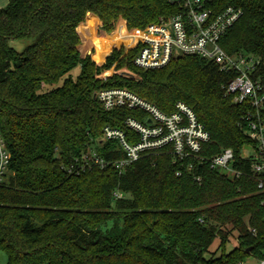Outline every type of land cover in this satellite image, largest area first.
<instances>
[{
	"label": "trees",
	"instance_id": "trees-1",
	"mask_svg": "<svg viewBox=\"0 0 264 264\" xmlns=\"http://www.w3.org/2000/svg\"><path fill=\"white\" fill-rule=\"evenodd\" d=\"M178 2L9 0L0 9V132L10 154L0 185L6 264H239L263 257L264 191L252 177L230 179L208 167L192 172L188 160L162 152L123 172L114 165L75 172L93 146L106 160L123 159L115 142L102 140L103 129L130 135L124 120L143 115L105 111L94 94L112 88L165 113L188 105L211 135L204 155L231 148L244 162L247 107L225 93L230 76L198 56L155 69L134 64L139 47L128 48L127 40L176 15ZM217 2L220 10L243 11L222 48L264 60V0ZM101 39L112 45L99 63ZM22 40L30 44L18 51L12 43ZM78 65L76 80L49 89ZM234 231L239 245L227 252Z\"/></svg>",
	"mask_w": 264,
	"mask_h": 264
},
{
	"label": "built area",
	"instance_id": "built-area-1",
	"mask_svg": "<svg viewBox=\"0 0 264 264\" xmlns=\"http://www.w3.org/2000/svg\"><path fill=\"white\" fill-rule=\"evenodd\" d=\"M178 6L176 15L135 32L136 43L128 47H139L134 64L142 69H155L175 58L198 56L230 76L223 86L225 93L233 98L234 104L247 107L243 122L251 143L242 150L244 162L239 163L231 148L212 156L204 155L206 145L211 143V135L188 105L179 102L172 112L165 113L126 88H112L94 94L105 111L124 108L143 115L124 120L130 135L110 126L103 129L102 140L115 142L123 159L106 160L93 146L76 163L75 172L91 167L105 169L111 165L123 172L145 155L162 152L173 155L178 161L188 160L192 172L199 167H208L230 179L252 177L257 180L258 189L264 191V60L243 52L230 55L220 44L223 36L241 19L243 11L235 6L220 10L217 0H179ZM245 148L250 151L246 155ZM9 164L10 154L0 132V185ZM73 171L69 168L70 173ZM195 180L200 184L202 176ZM114 196L123 198L120 192ZM251 258L264 264V253L262 258L249 257L239 264H248Z\"/></svg>",
	"mask_w": 264,
	"mask_h": 264
},
{
	"label": "rangeland",
	"instance_id": "rangeland-1",
	"mask_svg": "<svg viewBox=\"0 0 264 264\" xmlns=\"http://www.w3.org/2000/svg\"><path fill=\"white\" fill-rule=\"evenodd\" d=\"M127 43L129 45H135L136 43V37L134 39H129L127 40ZM30 44V41L27 40H22V41H15L12 43V46L14 48H16L18 51H22L27 45ZM112 43L109 42L108 40H98L97 41V58H98V62L102 63L105 56L108 54L109 48L111 47ZM81 72V67L80 65H78L77 67H75L73 70H71L64 78H62L56 85H53L51 87H49V89H55L58 87H61L64 83V80L67 78L76 80L77 77L79 76ZM111 72V71H110ZM113 73V71L111 72ZM250 151L245 148L244 149V154H248ZM238 233L236 231H234L230 237V243L227 246V252L231 251L232 249H234L235 247H238L239 245V240H238ZM219 245V241L218 239L214 242L213 246L211 247V251L215 252L216 249L218 248ZM217 255H220V252L217 253ZM6 256L5 254L0 250V264H6ZM258 260L251 258L248 261V264H258Z\"/></svg>",
	"mask_w": 264,
	"mask_h": 264
},
{
	"label": "crops",
	"instance_id": "crops-1",
	"mask_svg": "<svg viewBox=\"0 0 264 264\" xmlns=\"http://www.w3.org/2000/svg\"><path fill=\"white\" fill-rule=\"evenodd\" d=\"M9 3V0H0V9L5 8ZM112 73L110 75H107V73H105V77L111 76Z\"/></svg>",
	"mask_w": 264,
	"mask_h": 264
}]
</instances>
